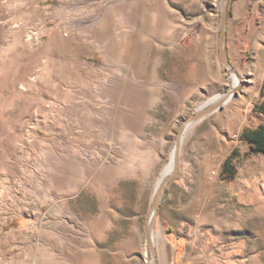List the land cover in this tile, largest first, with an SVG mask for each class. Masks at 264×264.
<instances>
[{
    "label": "rangeland",
    "instance_id": "obj_1",
    "mask_svg": "<svg viewBox=\"0 0 264 264\" xmlns=\"http://www.w3.org/2000/svg\"><path fill=\"white\" fill-rule=\"evenodd\" d=\"M222 9L0 0V264H153L178 132L233 89ZM227 35L239 89L185 131L159 264H264V0H229Z\"/></svg>",
    "mask_w": 264,
    "mask_h": 264
},
{
    "label": "water",
    "instance_id": "obj_2",
    "mask_svg": "<svg viewBox=\"0 0 264 264\" xmlns=\"http://www.w3.org/2000/svg\"><path fill=\"white\" fill-rule=\"evenodd\" d=\"M228 17H229V0H223V9H222V19H221V34H220V54H221V62L222 66L225 70V72L229 74H236L234 70L229 66V58H228V35H227V25H228ZM239 89V88H238ZM237 89V90H238ZM237 90H234L236 92ZM232 90L229 92L231 93ZM228 93V94H229ZM222 102H215L209 107L203 108L200 111H198L196 114L191 115L183 124L182 128L178 132L175 149L172 155V171L166 175L158 188V191L156 193L152 209H151V215L150 219L147 223V237H148V244L149 249L151 252V258L153 264H159L157 252L155 249L154 241H153V229L155 225V221L157 218L158 210L160 207V202L162 195L164 193V190L167 186V184L178 175L179 168H180V151L182 146L183 137L185 134V131L187 130V126L192 125L193 123L201 120L206 115L214 112L216 109L220 108L222 106Z\"/></svg>",
    "mask_w": 264,
    "mask_h": 264
},
{
    "label": "trees",
    "instance_id": "obj_3",
    "mask_svg": "<svg viewBox=\"0 0 264 264\" xmlns=\"http://www.w3.org/2000/svg\"><path fill=\"white\" fill-rule=\"evenodd\" d=\"M264 96V91L263 94ZM260 112L264 113V103L258 108ZM244 136L247 140L252 143L256 144L255 150L264 152V125H262L259 129L254 131H246ZM224 173L233 175V171H231L230 167V159L225 162L224 165Z\"/></svg>",
    "mask_w": 264,
    "mask_h": 264
},
{
    "label": "bare ground",
    "instance_id": "obj_4",
    "mask_svg": "<svg viewBox=\"0 0 264 264\" xmlns=\"http://www.w3.org/2000/svg\"><path fill=\"white\" fill-rule=\"evenodd\" d=\"M232 78V81H233V89H232V92L231 93H226L224 95H221V96H218L216 97L214 100H216V102H222V104H227L229 103L231 100H232V93H234V90H237L239 85H240V79L237 77L236 74H233L231 76ZM191 125L187 126V129L190 127ZM172 171V164L170 163L165 171H164V175L163 177H165L166 175H168L170 172ZM153 241H154V236H153Z\"/></svg>",
    "mask_w": 264,
    "mask_h": 264
}]
</instances>
